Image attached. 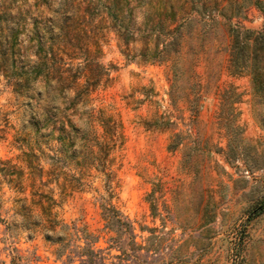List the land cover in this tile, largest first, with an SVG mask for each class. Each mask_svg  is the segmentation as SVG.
<instances>
[{
	"label": "rangeland",
	"instance_id": "rangeland-1",
	"mask_svg": "<svg viewBox=\"0 0 264 264\" xmlns=\"http://www.w3.org/2000/svg\"><path fill=\"white\" fill-rule=\"evenodd\" d=\"M254 1L0 0V264H79L90 237L105 264L124 243L122 264H264V71L254 83L230 58L236 33L264 32ZM91 75L78 99L60 86ZM86 133L108 141L106 174L77 165ZM37 189L70 228L61 259L22 225L42 221Z\"/></svg>",
	"mask_w": 264,
	"mask_h": 264
},
{
	"label": "trees",
	"instance_id": "trees-1",
	"mask_svg": "<svg viewBox=\"0 0 264 264\" xmlns=\"http://www.w3.org/2000/svg\"><path fill=\"white\" fill-rule=\"evenodd\" d=\"M255 4L260 7L264 11V0H255ZM127 56V55H126ZM231 67L235 72H240L242 70H249L253 82L257 81V75L259 71H264V32L254 33V32H246L243 35L236 33V35L232 38L231 45ZM40 67H35L30 71L33 74V77H37L40 74ZM68 84V85H66ZM98 84V78L94 75L86 77L85 84L79 87L74 81H69L67 83L65 80L60 81V86L65 87H75L76 95L74 99H78L81 96L85 95L90 91V88H94ZM85 89V91H84ZM92 90V89H91ZM87 91V92H86ZM237 96L230 94L226 98V102L229 101L230 104L236 103ZM102 128L104 129L105 136H107L108 140L112 143H115L117 136L115 135V124L111 126L109 124L108 118H103L101 116L96 118ZM62 128L60 130V135L57 137V140L62 142L65 140L63 134L65 133ZM83 141V149L84 151L81 153L80 159L81 161L77 163V165L81 167H90L96 166L100 169V171L106 174V157L108 155L109 148L107 147L108 141L106 143H98L94 139H90L89 136L84 134L82 137ZM171 147V146H170ZM93 148L97 150L94 151ZM1 172V171H0ZM40 172V171H39ZM49 175H54V172H49ZM12 173H8V175H4L3 180H7V183H13L11 179ZM42 185V184H41ZM37 200L33 201V204L38 206L42 213V221L41 219L38 222L30 223L29 220H26L22 225L27 229H36L40 228L43 232H45V237L47 240L51 241L53 244H58L59 247L56 249L55 254L57 259H61L64 253L69 250V243H65L66 234H68L69 227L67 225H61L54 216L52 215V206L54 201L39 192V190H35L32 194ZM101 217L105 223V228L116 233L120 238L123 234H126L129 239H135L134 229L131 223L124 217L118 210H116L113 206H101ZM28 212V209L26 210ZM47 233H50L49 236ZM75 233H78L75 230ZM97 243V238L90 237V239H85V244L83 247L75 246L70 253L74 254L75 257L79 260V264H105L106 258L103 257V250L97 249L95 250L93 247ZM126 244L118 247V250L121 251V255L115 257L118 260L117 264H122L124 257H127L125 248ZM133 245L136 244L133 241ZM72 258H68L67 262L64 264H71ZM11 264H16L15 260H12ZM114 264V263H109Z\"/></svg>",
	"mask_w": 264,
	"mask_h": 264
},
{
	"label": "built area",
	"instance_id": "built-area-1",
	"mask_svg": "<svg viewBox=\"0 0 264 264\" xmlns=\"http://www.w3.org/2000/svg\"><path fill=\"white\" fill-rule=\"evenodd\" d=\"M261 20V19H260Z\"/></svg>",
	"mask_w": 264,
	"mask_h": 264
}]
</instances>
